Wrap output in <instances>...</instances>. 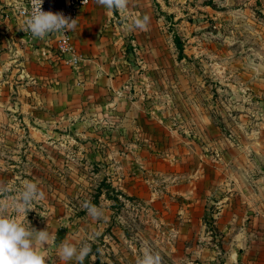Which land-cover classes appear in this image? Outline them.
<instances>
[{
  "label": "rangeland",
  "instance_id": "1",
  "mask_svg": "<svg viewBox=\"0 0 264 264\" xmlns=\"http://www.w3.org/2000/svg\"><path fill=\"white\" fill-rule=\"evenodd\" d=\"M92 5L104 58L73 32L77 67L59 46L45 67L0 51L6 214L35 183L42 198L15 218L49 231L46 264H79L62 243L88 244L83 264H264V0H88L79 15Z\"/></svg>",
  "mask_w": 264,
  "mask_h": 264
},
{
  "label": "clouds",
  "instance_id": "2",
  "mask_svg": "<svg viewBox=\"0 0 264 264\" xmlns=\"http://www.w3.org/2000/svg\"><path fill=\"white\" fill-rule=\"evenodd\" d=\"M36 7L30 17L25 21L29 31L34 37L43 39L51 32H58L62 29L75 27L76 20L66 18L62 13L42 11L43 0H33ZM86 3V0H84ZM96 3L104 6L110 11H118L126 8L128 0H96ZM148 18L136 21V27L143 28L147 25ZM42 198V193L37 185L26 181L19 193L18 199L12 205L14 215L6 214L7 205L0 201V264H46L48 257L44 254L48 250V240L51 235L48 230L37 231L32 226L26 228L18 223L15 216L22 214L27 219V213L33 211V202ZM88 212L96 216L94 206H87ZM47 245V248H45ZM39 249L43 251L37 250ZM91 248L88 244L83 245L79 250L71 244L62 243L59 246V254L63 260L75 258L79 264H83ZM137 264H161L159 254H146Z\"/></svg>",
  "mask_w": 264,
  "mask_h": 264
},
{
  "label": "crops",
  "instance_id": "3",
  "mask_svg": "<svg viewBox=\"0 0 264 264\" xmlns=\"http://www.w3.org/2000/svg\"><path fill=\"white\" fill-rule=\"evenodd\" d=\"M25 0H0V51H3L4 47H7V51L14 52L15 55H22V62L20 64H29L34 65V61L43 60L40 66H53L48 64L46 59L50 56L53 58L51 61H56L58 59V55L53 53V49L57 46L56 41L53 36L50 34L46 35L43 39L31 36L29 31H24L27 25L25 23V19L22 18L18 13V8L23 5ZM92 5L91 8L82 11L79 15V18L73 28V41L83 52L87 53L88 56H100L99 58H104L105 51L104 47H100L104 45L105 34L101 33L99 29L102 28V22H100L95 16V8ZM99 5L97 4L96 7ZM83 10V9H82ZM101 38V39H100ZM32 47L36 48L35 51L32 50ZM56 50V49H55ZM54 50V51H55ZM56 52V51H55ZM46 54L45 57H43ZM19 57V56H18ZM46 59H43V58ZM59 60V59H58ZM97 60V59H96ZM93 60L89 61L92 62ZM55 64V63H54ZM91 65V64H90ZM93 67V66H92ZM57 67H54L56 70ZM88 68V67H86ZM85 73H89L92 75L94 73L93 68L85 69ZM87 75V78L90 80L94 79V82H100V78L105 77V83L101 89L105 91H110L109 85H112L115 80L112 75H104L103 71H100L99 78H92L91 75ZM96 77V76H95ZM115 78V77H114ZM118 78V76H117ZM97 87V86H96ZM137 106L129 105L127 108V115L125 120H130L131 118H135L138 116L136 113ZM198 166V165H196ZM196 166L192 168H188L191 172L198 170Z\"/></svg>",
  "mask_w": 264,
  "mask_h": 264
},
{
  "label": "built area",
  "instance_id": "4",
  "mask_svg": "<svg viewBox=\"0 0 264 264\" xmlns=\"http://www.w3.org/2000/svg\"><path fill=\"white\" fill-rule=\"evenodd\" d=\"M87 3L88 0H86V3H84V0H43L42 11L62 13L66 18L77 21L81 8L87 5ZM35 7L36 5L33 0H25L23 5L18 8V13L22 18L27 20ZM72 29H62L58 32H51L49 34L56 39L57 46H59L60 50L63 51L64 54H68L67 61L73 67H77L83 60V56L79 53L72 41ZM31 36L33 35L31 34Z\"/></svg>",
  "mask_w": 264,
  "mask_h": 264
},
{
  "label": "trees",
  "instance_id": "5",
  "mask_svg": "<svg viewBox=\"0 0 264 264\" xmlns=\"http://www.w3.org/2000/svg\"><path fill=\"white\" fill-rule=\"evenodd\" d=\"M175 42H176L178 48H179L180 51H181V49H182V45H181V41H180V39H179L178 37H176Z\"/></svg>",
  "mask_w": 264,
  "mask_h": 264
}]
</instances>
